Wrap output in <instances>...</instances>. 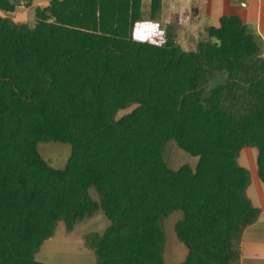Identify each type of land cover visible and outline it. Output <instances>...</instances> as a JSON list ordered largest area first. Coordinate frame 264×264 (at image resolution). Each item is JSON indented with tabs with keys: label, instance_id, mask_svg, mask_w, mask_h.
Instances as JSON below:
<instances>
[{
	"label": "trees",
	"instance_id": "obj_1",
	"mask_svg": "<svg viewBox=\"0 0 264 264\" xmlns=\"http://www.w3.org/2000/svg\"><path fill=\"white\" fill-rule=\"evenodd\" d=\"M23 1L0 0V264H45L60 222L72 232L99 212L111 225L85 236L97 264H165L178 211L180 264L237 263L261 214L239 157L258 150L264 183V41L235 15L192 51L170 31L162 44L136 39L163 0L147 19L142 0H51L33 26L3 15ZM217 74L226 81L209 88ZM172 140L196 170L168 166ZM50 142L71 145L63 169L39 151Z\"/></svg>",
	"mask_w": 264,
	"mask_h": 264
},
{
	"label": "rangeland",
	"instance_id": "obj_2",
	"mask_svg": "<svg viewBox=\"0 0 264 264\" xmlns=\"http://www.w3.org/2000/svg\"><path fill=\"white\" fill-rule=\"evenodd\" d=\"M142 1L147 19L150 16L151 0ZM34 2L35 5L41 7L47 3L45 0H34ZM34 2L31 6H27L25 1H23L14 14L3 15L9 16L17 23H25L33 26L36 22L35 13L37 8V6H34ZM225 11L223 10L222 13H225ZM215 16L216 11L212 16L207 15L204 10V0H163V8L156 15V21H147V19L146 21L140 22L135 30V38L141 41H153L162 44L165 41L166 33L170 31L175 35L177 43L184 50L192 51L197 48L201 40L208 39V27L220 25V21H216ZM226 79L227 74H217L210 83L209 88L223 83ZM135 108L136 106H132L120 111L117 118L119 119L131 113ZM39 151L50 165L57 169H63L69 159L71 145L55 142L41 143ZM257 156L258 150L256 148H246L241 153L239 164L250 172L251 186L248 190L249 198L255 205L264 207V184L258 176ZM164 159L172 169H179L184 165H189L193 170H196L199 162L198 157L183 151L175 140L168 142L166 145ZM91 194L95 200H99V194L96 189H92ZM99 213V215L96 214L93 218L82 221L76 226H84L86 227V231L90 232H104L110 224V221L103 213ZM96 217L100 218L99 221H94ZM182 218V212L178 211L171 214L164 223L166 232V264H180L187 257V249L179 241L175 232V225ZM58 226L59 233L66 230L63 222H60ZM260 226H264V221ZM76 246L75 243H63L62 246L57 248L58 250L52 258L49 259L46 257L47 263L54 264L55 257L58 255V259L56 260L57 264H97L95 255H82L78 253L79 251L76 249ZM44 259V255L39 256V260L43 261Z\"/></svg>",
	"mask_w": 264,
	"mask_h": 264
},
{
	"label": "crops",
	"instance_id": "obj_3",
	"mask_svg": "<svg viewBox=\"0 0 264 264\" xmlns=\"http://www.w3.org/2000/svg\"><path fill=\"white\" fill-rule=\"evenodd\" d=\"M45 1L47 3L43 7L48 6L49 3L51 2V0H45ZM34 6L41 7L39 5H35V2H34ZM204 10L209 16L214 15L216 11V16H215L216 21L217 20L220 21L221 17L225 15L238 16L244 23L248 24L253 29L254 33L257 36H259L264 41V0H204ZM223 10H226L225 13H222ZM134 35H135V32H134ZM250 186H251V183H250ZM250 186L248 187V190ZM248 190H247V196H248ZM252 204L254 205V207L261 210V214H260L258 221H256L255 224H253L252 226H249L245 230L243 237H242V241H241V257H240V260L235 264H264V226H260V224L263 223L264 221V207L257 206L255 205L254 202H252ZM99 219H100L99 217H96L94 221L96 220L99 221ZM110 225L111 223L107 227L105 226L106 230ZM58 227L56 229V233L54 237L50 240H47L43 244L40 252L37 255L38 260H39V256L44 255L45 261L44 260L43 261L39 260V261L45 264H48L47 258L49 259L52 258V256L57 252L58 250L57 248L62 246V244L66 242L68 244L69 242L75 243L77 245L76 249L79 251L78 253L82 255H85V254L90 255V256L91 254L95 255L93 250H91L90 248L86 246L85 236L90 233H98V232L86 231V227L84 226H81V227L75 226L72 232L63 230L61 233H59ZM78 231H79V234H78ZM104 232L102 233L99 232V234H103ZM187 254H188V251H187ZM55 258L57 260L58 255H56ZM164 259H165V253H164ZM56 260L54 261V264H57Z\"/></svg>",
	"mask_w": 264,
	"mask_h": 264
},
{
	"label": "built area",
	"instance_id": "obj_4",
	"mask_svg": "<svg viewBox=\"0 0 264 264\" xmlns=\"http://www.w3.org/2000/svg\"><path fill=\"white\" fill-rule=\"evenodd\" d=\"M136 30V29H135ZM137 30H138V28H137Z\"/></svg>",
	"mask_w": 264,
	"mask_h": 264
}]
</instances>
